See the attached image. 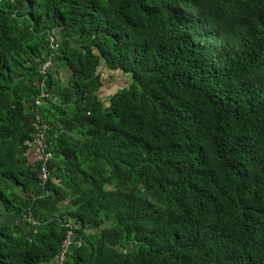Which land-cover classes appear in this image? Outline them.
Returning a JSON list of instances; mask_svg holds the SVG:
<instances>
[{
    "label": "trees",
    "instance_id": "obj_1",
    "mask_svg": "<svg viewBox=\"0 0 264 264\" xmlns=\"http://www.w3.org/2000/svg\"><path fill=\"white\" fill-rule=\"evenodd\" d=\"M104 68L130 77L106 101ZM8 216L0 264H52L65 219L64 264H264V0H0Z\"/></svg>",
    "mask_w": 264,
    "mask_h": 264
},
{
    "label": "built area",
    "instance_id": "obj_2",
    "mask_svg": "<svg viewBox=\"0 0 264 264\" xmlns=\"http://www.w3.org/2000/svg\"><path fill=\"white\" fill-rule=\"evenodd\" d=\"M54 39L51 38V43H53ZM50 60L46 61L41 65V67L38 69L39 75H44L46 72L47 67H50ZM41 91L38 96H36L34 102L36 105H39L43 102L44 98L50 96V94L46 93L42 88L44 86L43 81L40 82ZM33 126L35 128L33 139L30 142H27V144L30 147V152L32 153V156L35 160L40 162L41 167V183L44 185L45 181L49 177V170H48V161L52 157V152L48 150V143L45 140L46 139V130L47 125L42 120V117L37 114L35 116V120L33 123ZM26 220L31 222L32 224H36V221L31 217H25ZM63 224L67 227V233L66 237L63 239L61 248L58 252V254L54 257L52 264H64V260L66 257V253L68 250L71 249L73 244H78L79 241L75 240V235L73 232L74 222L72 219H65L62 221Z\"/></svg>",
    "mask_w": 264,
    "mask_h": 264
},
{
    "label": "rangeland",
    "instance_id": "obj_3",
    "mask_svg": "<svg viewBox=\"0 0 264 264\" xmlns=\"http://www.w3.org/2000/svg\"><path fill=\"white\" fill-rule=\"evenodd\" d=\"M51 62V60L49 61ZM59 68V67H58ZM102 72L103 73V77H104V84L102 86V88L99 90L98 94L99 96L103 99V100H107V97L110 96L112 93H114L115 91L126 87V85L129 83L130 81V77L128 74H125L119 70H110V69H106ZM68 72V71H67ZM59 74V76H58ZM58 74L55 73L57 78L62 79V83L66 84L67 83V75L65 74V71L58 69ZM32 154V153H31ZM12 216H8L5 218H0V222H4V221H12ZM17 222H20L21 219L20 218H16L15 219ZM105 224H108V222H106Z\"/></svg>",
    "mask_w": 264,
    "mask_h": 264
},
{
    "label": "crops",
    "instance_id": "obj_4",
    "mask_svg": "<svg viewBox=\"0 0 264 264\" xmlns=\"http://www.w3.org/2000/svg\"><path fill=\"white\" fill-rule=\"evenodd\" d=\"M50 60H51L50 68L54 73L58 74V69H61V70L65 71V74H68L67 67L65 66V64L63 62L59 61L58 59H56L54 57H52ZM58 76H59V74H58Z\"/></svg>",
    "mask_w": 264,
    "mask_h": 264
}]
</instances>
